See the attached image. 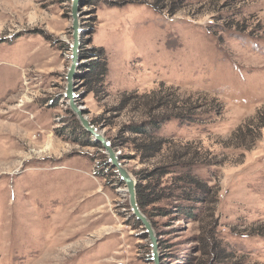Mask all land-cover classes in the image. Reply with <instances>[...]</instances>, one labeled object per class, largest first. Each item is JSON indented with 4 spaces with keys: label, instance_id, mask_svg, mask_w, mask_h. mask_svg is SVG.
Returning a JSON list of instances; mask_svg holds the SVG:
<instances>
[{
    "label": "rangeland",
    "instance_id": "374dc122",
    "mask_svg": "<svg viewBox=\"0 0 264 264\" xmlns=\"http://www.w3.org/2000/svg\"><path fill=\"white\" fill-rule=\"evenodd\" d=\"M77 11L73 62L71 0H0V264H155L125 184L75 123L71 65L82 117L121 137L136 184L159 185L145 208L157 264H264V128L247 148L231 140L248 141L264 108V0H77ZM186 110L194 122L159 126V154L135 149L130 125ZM184 154L201 158V202L182 196L187 168L168 166Z\"/></svg>",
    "mask_w": 264,
    "mask_h": 264
},
{
    "label": "trees",
    "instance_id": "16d2710c",
    "mask_svg": "<svg viewBox=\"0 0 264 264\" xmlns=\"http://www.w3.org/2000/svg\"><path fill=\"white\" fill-rule=\"evenodd\" d=\"M92 52V57H95L93 61L89 63L90 67V74H91V79L92 80H97L98 82L102 81L104 74L106 73V62H105V57L100 49H91ZM191 110V109H190ZM198 115H195L194 113L192 114L191 111L186 110L183 113L180 112H175L174 114H169V115H162V117H151L149 121H143L138 124H132L129 126V131L133 134L139 137L140 141L139 143L135 142V149L141 153V155L145 158H150L153 157L157 154H159L162 149L165 141L162 138L157 137V132L159 126L167 120L170 119H178L180 121H190L194 122L195 118ZM75 123L78 125V128L80 127V123L78 120L75 121ZM94 125V122H91ZM250 131L249 132L250 137L248 141L244 142V137L240 138L237 136V133H234L231 140L237 139L239 140V143H236L235 145L237 147H242V148H247L251 146L255 141H257L260 138L261 135V129L264 128V108L259 109L256 114L254 115V118L252 120V123L250 124ZM75 129V128H74ZM81 129V128H80ZM73 134L72 132H70ZM92 138L93 141H89V144L97 147V148H103L100 143L96 142L95 139L91 136L88 135ZM90 138V140H91ZM110 143L114 149H118L123 146L121 143V137H116L110 140ZM188 156V154L184 155H178L175 156L174 159L175 161L171 164H169V167H186L188 172L186 174L187 177H181L185 180V185L187 187V191L182 193V196L184 199L190 200V201H195V202H201V200L204 199V197L209 194V188L208 185L204 181L199 178L195 172V169L200 167H203L201 158L196 157H190V161L186 162H181V158H185ZM105 167H109V164H105ZM193 171V174L191 170ZM114 175L117 176L116 170L113 171ZM162 172V171H161ZM168 173V171H165L164 174ZM141 180H145L150 176L148 173L144 172L141 174ZM117 179H119L117 177ZM159 185H154L151 187L147 186H140L139 184H136V199H137V204L140 208V210L147 216L149 219V216L145 210L146 206H148L151 201L148 199V195L153 194ZM193 209L192 207H190ZM136 221H138L136 219ZM145 231V230H144Z\"/></svg>",
    "mask_w": 264,
    "mask_h": 264
},
{
    "label": "water",
    "instance_id": "95a60500",
    "mask_svg": "<svg viewBox=\"0 0 264 264\" xmlns=\"http://www.w3.org/2000/svg\"><path fill=\"white\" fill-rule=\"evenodd\" d=\"M71 14H72V28H73V38H74L71 44V52H72L71 58L74 62L77 58L78 47H79V35H80L79 20L77 19V14H78L77 0H71ZM73 74H74L73 65H71L68 74L69 87L66 89V93H65V96L67 97L68 100V106L71 109V111L76 114L81 126L85 130H88V133H90V135L95 139L96 142L101 144L107 155L108 163L112 168L116 170L119 180L125 184L126 187L125 190L128 194V201L131 212L134 215V217L138 221H140L145 232L147 233L151 245V258L154 261V263L157 264L159 261L157 237L153 229V226L151 224V221L147 218L145 214H143V212L140 210L137 204L136 180L132 175V173L122 164L114 148L112 147L110 141L107 140V138H105L104 135L100 131H98L97 128L93 126L92 123H90L86 118L82 117L80 110L76 107L70 89L71 87L70 84H71V80L73 79Z\"/></svg>",
    "mask_w": 264,
    "mask_h": 264
},
{
    "label": "bare ground",
    "instance_id": "6f19581e",
    "mask_svg": "<svg viewBox=\"0 0 264 264\" xmlns=\"http://www.w3.org/2000/svg\"><path fill=\"white\" fill-rule=\"evenodd\" d=\"M76 16V15H75ZM77 19L79 20V15L77 14Z\"/></svg>",
    "mask_w": 264,
    "mask_h": 264
}]
</instances>
